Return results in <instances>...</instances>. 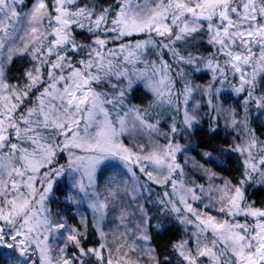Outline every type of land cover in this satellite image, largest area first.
<instances>
[{
    "label": "snow or ice",
    "instance_id": "snow-or-ice-1",
    "mask_svg": "<svg viewBox=\"0 0 264 264\" xmlns=\"http://www.w3.org/2000/svg\"><path fill=\"white\" fill-rule=\"evenodd\" d=\"M0 264H264V0H0Z\"/></svg>",
    "mask_w": 264,
    "mask_h": 264
}]
</instances>
